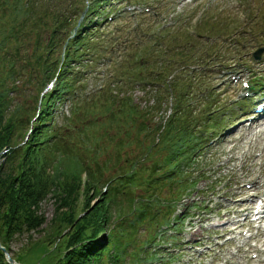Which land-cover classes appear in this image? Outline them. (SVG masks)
Wrapping results in <instances>:
<instances>
[{"label": "rangeland", "instance_id": "obj_1", "mask_svg": "<svg viewBox=\"0 0 264 264\" xmlns=\"http://www.w3.org/2000/svg\"><path fill=\"white\" fill-rule=\"evenodd\" d=\"M27 1L23 0L24 3ZM30 1L29 9L34 13L44 14L45 24L42 25V32L24 36L26 42L23 40L24 46L21 45L19 49L25 57L29 56L30 52L33 53L36 35H40L39 50L44 51L46 47L48 50L50 48L48 44L55 42V48L51 49L50 55L59 58L63 50V47H60L62 42L60 38L62 35L63 38L66 37L69 31L68 29L64 30L65 32L55 31V28L64 26L67 28L69 23L76 22L70 11L75 6L76 8L87 6L89 2ZM126 1L109 0L110 4L104 3L94 12L93 17L96 16L101 21L97 31L99 34L97 37L100 38L96 39L98 42L95 50L92 49V52H86L79 60L71 62L73 71L70 87L57 99L60 101H54L51 108L53 119L50 125L52 134H55L53 140L57 139L55 164L60 166L58 169L72 167L73 160L70 158L72 153H79L88 165L101 169L102 184L95 189L97 194L87 198L84 194L77 203L70 202L72 206L76 205L74 214L79 212L80 217L88 211L80 210L84 207V198L90 205L89 209L97 204L108 185V179L117 175L121 167H128L132 159L163 137L166 129L164 127L171 125L179 129L182 117L185 119L196 117L190 128V132H195V123L199 119L203 120L207 111L215 108L217 102H221L222 112L213 116L215 118L221 116L222 120L210 137L216 133H219V136L202 149L198 148L195 153L199 154L195 157L197 161L202 160L204 164L209 165L204 166L209 172L205 176L199 175L191 185L189 196L183 198L177 205V210L185 206L184 204L195 201L199 205L191 209L182 225L180 243L182 245L183 242L184 245L173 248L164 240L161 246L165 251L160 248L161 246L158 247L160 252L151 264L162 263L159 261L165 260L168 253H174L177 258L166 264H264V252L259 254L264 245V241H258L260 232H256L247 220L242 219L241 210L246 209L242 207L237 211L235 206L236 192L242 186L251 193L261 191L252 189L251 179H244L258 173L259 159H255L257 162L252 164L253 161L248 159V156L251 152L256 156L259 154L256 145L264 146V133L261 134L258 128L252 129L253 126L248 129L249 124L242 118L245 111H239L240 102L237 99L240 93L245 91L241 85L243 81H248L250 85L252 79L264 73V69L257 67L259 62H264V57L255 62L250 54L243 53L255 48L259 42H264V15H260L264 14V0H252L253 10L248 8L250 0L202 1L221 16L229 14L227 17L230 22L224 24L222 23L225 19L218 18L216 14L202 16L198 22L194 21V17H200L199 12L194 13V8H199L203 4L182 5L188 0L175 2L174 7L182 5L180 9L178 7V11L183 13L178 22L174 16V7L171 6L172 0H147L153 5V8L146 7L148 14L142 17L136 26L130 25L122 29L119 27L121 23L127 21V16L121 15L117 10L118 6L125 4ZM23 10L25 8L16 14L17 20L23 21L22 18L25 16ZM108 13L112 15L111 20L105 18ZM6 14L0 13V26L8 17L11 19L14 12L9 11ZM252 14L258 17L254 18ZM136 15L135 20H138L139 16ZM135 20L130 19V22ZM233 21H237L238 25L242 21L244 31L238 30L234 33V23H231ZM237 27L241 28L242 25ZM237 34L244 40L241 51L237 46L239 37ZM52 35L54 36L51 37ZM225 54L227 57L222 58L221 56ZM238 55L241 56L238 58ZM29 60L20 56L16 62L15 69L19 71L7 79V87L10 88L7 98L9 103L4 106L6 116L16 114L23 120L21 131L13 136V140L20 144H24L32 133L31 124L37 117L40 99L46 98L54 86V83H50L43 89L45 83L49 81L48 73L44 74V70L38 66L32 69ZM221 63L228 65L224 66ZM198 65L203 68L200 69ZM3 71H6L5 66ZM241 72L245 75L239 77ZM177 83H181L178 91L182 99L185 98V106L183 102L178 101L173 92V87ZM169 84L171 87H168ZM262 92L264 84L253 91V94L258 96ZM206 96L211 102L208 110L203 111L208 105L204 99ZM216 96L219 101L213 102V97ZM220 96L223 97L220 99ZM17 104L19 107L14 109ZM224 123L229 124L223 126ZM180 134H183V130ZM62 141L63 147L67 150L59 152ZM51 142L53 145L52 140ZM1 153L3 151L0 152V162H3L5 154ZM149 162H145V165ZM198 166L195 165L194 169L189 166L188 172L194 170L196 176ZM83 170L84 167H81L82 181L85 179ZM52 172L50 168L49 173ZM148 173L143 171L144 175ZM210 176L213 177L209 178ZM213 179H223L222 184L210 188L209 183ZM133 193L138 195L142 191L134 189ZM60 196L61 194L53 195L50 192L41 201L40 212L45 220L42 228L11 239L12 254L18 255L21 264H55L64 254L66 249L61 242L59 243L62 235H57L54 232L56 227L51 225L57 206L60 207V212L67 208L61 203L63 201ZM57 199L59 201L55 203ZM119 201L125 206L128 205L122 197ZM243 203L248 204L246 200ZM117 208L115 203L113 221L118 216ZM113 221L108 228L113 226ZM67 231L64 230L62 233L65 234ZM255 235L257 237H254ZM132 236L137 239L144 237L141 232H136ZM30 240L37 242L30 248L23 249ZM256 249L259 252L255 251ZM119 264L136 263L122 259Z\"/></svg>", "mask_w": 264, "mask_h": 264}, {"label": "trees", "instance_id": "obj_2", "mask_svg": "<svg viewBox=\"0 0 264 264\" xmlns=\"http://www.w3.org/2000/svg\"><path fill=\"white\" fill-rule=\"evenodd\" d=\"M30 2L0 0L2 15H7L9 11L14 12L11 19L8 17L0 26V152L6 149L1 153L5 154V159L0 162V243L9 251L11 257L20 262L18 255L12 254L10 241L14 236L42 228L45 220L40 212V204L51 192L53 195L61 194V203L67 206L61 212L57 206V212L51 219V225L56 227L54 232L62 235L59 243L66 249L55 264H119L122 259L136 264L152 261L155 253L151 251L150 245L155 242V229L170 223L165 214L160 218L159 212L163 211L157 205L166 204L170 210L173 207L172 201H176L188 186V178L185 171L179 167V162L184 159L186 145L191 136L186 131L179 134L176 128L167 125L164 127L166 129L163 137L132 159L128 167H121L117 175L108 179V187L103 190L97 204L89 209L90 205L84 198V207L80 210L88 211L80 217L79 212L74 214L76 205L72 206L70 202L77 203L84 194L86 198L97 194L95 189L100 187L101 169L88 165L79 153L71 154V168L61 170L58 169L60 166L55 164L57 139L53 140L55 134H52V125L46 122L50 120L54 100L63 90L60 76L54 91L43 103L41 115L36 123H33L32 133L24 144L13 140V136L21 131L23 120L16 114L6 116L4 113L10 92L7 79L19 71L15 68L20 56H24L25 60L30 59L28 63L32 69L38 66L44 70V74L48 73L47 77L53 75V63L49 57L51 48L39 50L40 35H36L32 54L30 52L29 56L25 57L19 49L26 36L42 32V25L45 24L46 16L29 9ZM22 8H25V16L23 21H20L17 20L16 14ZM33 28L34 31L31 30ZM3 66L6 71H3ZM18 107L17 104L14 109ZM65 150L67 149L63 147L62 141L59 152ZM147 161L150 162L145 165ZM81 167H84L85 173L83 181ZM50 168L53 170L52 174L49 173ZM163 170L170 171L159 174ZM143 171H148V175H144ZM163 185L172 190L167 198L163 194ZM134 189L142 193L134 195ZM174 191L177 194L173 196ZM170 195L173 197L172 201ZM120 197L128 202L127 206L119 201ZM58 201L59 199L55 203ZM115 203L118 206V216L113 221ZM169 210L166 216L169 215ZM112 221L113 226L108 228ZM64 230H68L67 233H62ZM136 232L143 233L144 237L134 238L132 234ZM36 242L37 240H30L23 249L30 248ZM0 264H9L1 249Z\"/></svg>", "mask_w": 264, "mask_h": 264}, {"label": "bare ground", "instance_id": "obj_3", "mask_svg": "<svg viewBox=\"0 0 264 264\" xmlns=\"http://www.w3.org/2000/svg\"><path fill=\"white\" fill-rule=\"evenodd\" d=\"M261 125H262V123H259V122L256 123V126H258V127H261ZM260 130H263L264 131V127H261ZM256 149L259 150V154H258L257 157H256V155L253 152H251L249 154V156H248V159H250L251 161H253L252 164L256 163V161H254L256 158H258L260 160V163L258 165L259 171H258L257 174L254 173L251 176V180H252L253 189H255V190H257V189L258 190H261V193H264V146H262V145H256ZM243 161H244V159H243ZM246 161H247V158H246ZM242 164H243V162L241 163V165ZM236 193L239 194V195H241V197L238 198V199H240L242 201H244L246 199H252V201H253V197L251 196L252 194L249 193L247 191V189L243 188V186ZM256 194H258V193H255V192L253 193V195H256ZM254 202L257 203L256 200H254ZM261 203H264V201H261ZM235 205H237V207L244 206L243 204H241L240 201H237V200H236ZM248 207H250V205ZM260 214H262V215L259 218H263L264 217V211L263 212L261 211Z\"/></svg>", "mask_w": 264, "mask_h": 264}, {"label": "water", "instance_id": "obj_4", "mask_svg": "<svg viewBox=\"0 0 264 264\" xmlns=\"http://www.w3.org/2000/svg\"><path fill=\"white\" fill-rule=\"evenodd\" d=\"M0 248L4 251L5 256L7 257L8 262L10 264H15V261L12 258L9 257V254H8L7 250L3 246H0Z\"/></svg>", "mask_w": 264, "mask_h": 264}]
</instances>
